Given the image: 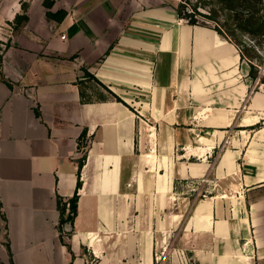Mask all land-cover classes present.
Here are the masks:
<instances>
[{"label": "crops", "instance_id": "0c3cea01", "mask_svg": "<svg viewBox=\"0 0 264 264\" xmlns=\"http://www.w3.org/2000/svg\"><path fill=\"white\" fill-rule=\"evenodd\" d=\"M45 1L0 0V263L264 264V86L236 47L166 0Z\"/></svg>", "mask_w": 264, "mask_h": 264}, {"label": "trees", "instance_id": "16d2710c", "mask_svg": "<svg viewBox=\"0 0 264 264\" xmlns=\"http://www.w3.org/2000/svg\"><path fill=\"white\" fill-rule=\"evenodd\" d=\"M201 3L203 7L211 5L207 14L199 12L195 5H186L185 2H181L177 4L175 9L177 17L189 25L209 27L230 41L238 50L240 59L248 64V76L252 81L257 80L259 84L264 86V0H201ZM44 5L49 8L51 3L44 0ZM222 15L224 18L220 22ZM47 16L60 22L64 18L65 12L58 11L55 14L47 12ZM198 17L214 22L215 26H207L204 22H200ZM26 20L25 15H20L16 16L14 23L19 26ZM1 59L0 53V63ZM84 76L96 81L85 70ZM0 78L11 88V84L4 79L1 73ZM113 97L121 102L117 96L113 95ZM35 114L38 115V110H35ZM84 137L85 131L78 138V150L81 148V141ZM84 160L85 155L78 159V173ZM79 187L80 182L77 181L76 189L68 199L56 196V209L59 213L58 230L60 233L65 224L72 225L77 214V189ZM6 248L9 250L8 244H6ZM10 264L12 263L10 262Z\"/></svg>", "mask_w": 264, "mask_h": 264}, {"label": "rangeland", "instance_id": "374dc122", "mask_svg": "<svg viewBox=\"0 0 264 264\" xmlns=\"http://www.w3.org/2000/svg\"><path fill=\"white\" fill-rule=\"evenodd\" d=\"M166 1L169 3H174V4H179L181 2H185L186 5H191V6L195 5L198 8V11L201 12L202 14H207V12L209 10L208 8L211 6V5H208L206 7H203L201 0H166ZM222 18H224L223 15L220 17V22H222V20H223ZM198 20L200 22H204L207 26H210V27L215 26V23L212 21H208V20H205V19L200 18V17H198ZM5 45H7V44H1L0 43V52L1 53H2L4 48H7V47H5ZM85 77H86V79L83 82H86L84 85L88 88L87 91L88 90L93 91L95 89L100 90V87L98 85H96V82L92 78H90L88 76H85ZM197 185H199V184H197Z\"/></svg>", "mask_w": 264, "mask_h": 264}, {"label": "built area", "instance_id": "2783aa9c", "mask_svg": "<svg viewBox=\"0 0 264 264\" xmlns=\"http://www.w3.org/2000/svg\"><path fill=\"white\" fill-rule=\"evenodd\" d=\"M1 53V52H0ZM207 182V180L206 179H204V180H201L200 182H199V184H203V183H206ZM195 191H197L196 189L194 190V192ZM197 196H202V197H204L205 195L203 194H200L199 192H197Z\"/></svg>", "mask_w": 264, "mask_h": 264}]
</instances>
